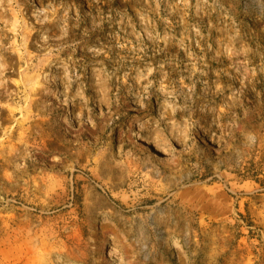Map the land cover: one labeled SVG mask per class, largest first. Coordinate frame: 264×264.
I'll list each match as a JSON object with an SVG mask.
<instances>
[{
  "label": "rangeland",
  "instance_id": "rangeland-1",
  "mask_svg": "<svg viewBox=\"0 0 264 264\" xmlns=\"http://www.w3.org/2000/svg\"><path fill=\"white\" fill-rule=\"evenodd\" d=\"M0 264H264V0H0Z\"/></svg>",
  "mask_w": 264,
  "mask_h": 264
},
{
  "label": "bare ground",
  "instance_id": "bare-ground-1",
  "mask_svg": "<svg viewBox=\"0 0 264 264\" xmlns=\"http://www.w3.org/2000/svg\"><path fill=\"white\" fill-rule=\"evenodd\" d=\"M64 250V249H63ZM62 254V253H61ZM68 255H69V253H68ZM66 257V256H65ZM63 258V257H62ZM64 259H66V258H64Z\"/></svg>",
  "mask_w": 264,
  "mask_h": 264
}]
</instances>
